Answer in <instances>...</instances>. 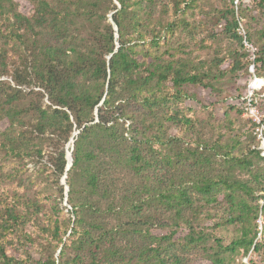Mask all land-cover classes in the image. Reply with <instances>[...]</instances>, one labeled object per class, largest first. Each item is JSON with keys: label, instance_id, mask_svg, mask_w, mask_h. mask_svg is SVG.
I'll list each match as a JSON object with an SVG mask.
<instances>
[{"label": "trees", "instance_id": "obj_1", "mask_svg": "<svg viewBox=\"0 0 264 264\" xmlns=\"http://www.w3.org/2000/svg\"><path fill=\"white\" fill-rule=\"evenodd\" d=\"M28 2L30 11L23 13L13 0H0V120L8 122L0 132V151L23 162L52 148L48 161L59 197L58 178L66 176L71 216L51 207L35 220L39 238H34L20 229L31 211H18L14 194L16 202L0 209V264H185L183 254L193 249L208 264H230L250 251L264 264V193L258 194L264 191V156L251 122L247 119L246 141L222 135L186 139L193 120L171 108L187 96L184 86L214 91L223 60L205 68L167 59V49L154 53L173 26L188 25L181 18L170 21L167 6L157 0ZM171 2L175 17L191 4ZM231 3L218 21L242 48L228 67L233 73L244 70L248 83L251 63L256 75H264V23L247 35L261 42L258 48L251 42L252 61L236 32ZM242 8L264 15V0ZM244 94L231 103L241 115ZM259 108L264 115V96ZM223 115L229 120L227 110ZM74 130L66 170L63 146ZM213 205L224 214L203 226ZM222 225L235 232L227 243L215 235Z\"/></svg>", "mask_w": 264, "mask_h": 264}, {"label": "rangeland", "instance_id": "obj_2", "mask_svg": "<svg viewBox=\"0 0 264 264\" xmlns=\"http://www.w3.org/2000/svg\"><path fill=\"white\" fill-rule=\"evenodd\" d=\"M13 1L17 3V9L23 13H29L30 5L28 0ZM171 1L157 0V5L164 4L167 6L166 17L170 21H177L181 18L188 25L186 27L179 24L173 26V30L168 32L165 43L159 48L153 49V52L160 54L167 49V53L163 54L165 58L172 60L183 58L189 63L204 65L205 68L214 66L217 60H223L219 67L224 73L215 82L214 91L211 92L209 89L199 86L187 85L182 90L185 91L187 96L171 103L172 109L183 111L193 120V127L185 135L186 139L195 140L197 137H205L208 140L222 135L225 139L229 136H237L240 140L246 141L245 136L247 137L250 133V125L241 113L231 107V103L235 105V101L244 93L248 75L244 70L233 73L228 67L229 60L237 57L235 52H241L242 48L239 47L240 43L237 40L222 29V23L224 22L218 21V18L227 7V4H229V1H231L235 18L239 19L245 28L246 34L249 35V33H255L262 28L264 15L255 12L256 10L253 9V11H243L242 5H248V3L251 5L252 0H190L191 4L188 9L178 13L175 17L171 11ZM151 27L155 30L157 29L153 22ZM1 31L2 33L4 32L3 28L0 29ZM115 37L117 38L116 33ZM251 42L257 48L261 43L256 35L253 36ZM12 61L13 58L8 55L7 64L9 68L13 67ZM259 77L264 80V75ZM32 88L38 90L37 87ZM22 89L29 91V88L25 86ZM225 110L229 112V120L224 118L223 113ZM7 125L8 122L5 119L0 120V132ZM169 131L174 133L176 126L172 124ZM76 132L78 133L77 130L72 132L69 140L63 146L66 158L67 154L72 152L74 138L77 135ZM11 134L13 135L14 133L12 132ZM50 151H53V149L49 147L43 151L42 158H36L35 160L25 158L23 162H14L11 156L0 151V209L5 204L16 202V200L12 199V196L17 194L20 200L15 203V208L20 212L31 211V220H27L20 229H23L26 233H31L37 239L39 237L34 222L36 219L41 221L43 214L48 212L51 207L58 206L62 210L60 215L71 216L67 212L70 210V206L67 203L66 191L68 190L66 188L68 187H66V179L65 184H63L64 175L58 178V185L62 186L63 191V196L59 197L57 186L55 185L56 175L53 173L52 165L48 161L50 160L48 157ZM263 193L264 191L258 194L263 195ZM262 200V198L258 200L260 205L263 202ZM37 208H39V211L33 213ZM208 208L211 218L205 217L201 221L203 226H210L211 222L219 220L224 214L220 205H213ZM158 232L156 230V233ZM234 233L232 226L222 225L215 230V235L220 237L224 243L229 242ZM15 247V253H22V247L19 244ZM27 250L31 253H36V249L31 246L27 247ZM129 250L126 255L129 254ZM183 255L187 259L185 264H208L203 260L199 249H193ZM251 260L257 264H262L261 255L251 251L247 255L236 256L230 264H246Z\"/></svg>", "mask_w": 264, "mask_h": 264}, {"label": "built area", "instance_id": "obj_3", "mask_svg": "<svg viewBox=\"0 0 264 264\" xmlns=\"http://www.w3.org/2000/svg\"><path fill=\"white\" fill-rule=\"evenodd\" d=\"M236 32L241 37V42L244 48L251 53L250 58L253 61L256 47L248 41L245 28L239 19ZM248 71L251 74V78L247 83L245 94L241 97L243 104L242 116L251 122L253 126V134L258 141V149H260L261 155L264 156V115L259 108V99L264 96V80L255 74L253 63L249 65ZM257 224L258 238H260L263 224L261 216H259Z\"/></svg>", "mask_w": 264, "mask_h": 264}, {"label": "water", "instance_id": "obj_4", "mask_svg": "<svg viewBox=\"0 0 264 264\" xmlns=\"http://www.w3.org/2000/svg\"><path fill=\"white\" fill-rule=\"evenodd\" d=\"M113 27L114 29L116 30V25L113 23ZM77 133V132H76ZM73 141V140H72ZM70 155V158L68 159V154H67V166H66V170L69 169V167L71 166V163H72V157H71V152L69 153ZM65 179H66V176L64 175L63 179H62V183L65 184ZM68 187V186H66ZM68 190V188H66ZM67 192V191H66Z\"/></svg>", "mask_w": 264, "mask_h": 264}, {"label": "bare ground", "instance_id": "obj_5", "mask_svg": "<svg viewBox=\"0 0 264 264\" xmlns=\"http://www.w3.org/2000/svg\"><path fill=\"white\" fill-rule=\"evenodd\" d=\"M70 152V151H69ZM70 158V155H69V153H68V159Z\"/></svg>", "mask_w": 264, "mask_h": 264}]
</instances>
